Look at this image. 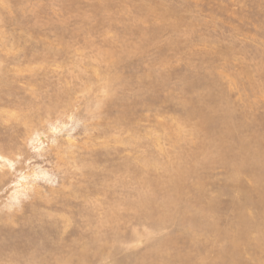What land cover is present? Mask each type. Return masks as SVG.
I'll list each match as a JSON object with an SVG mask.
<instances>
[{
	"label": "rangeland",
	"instance_id": "obj_1",
	"mask_svg": "<svg viewBox=\"0 0 264 264\" xmlns=\"http://www.w3.org/2000/svg\"><path fill=\"white\" fill-rule=\"evenodd\" d=\"M0 264H264V0H0Z\"/></svg>",
	"mask_w": 264,
	"mask_h": 264
}]
</instances>
